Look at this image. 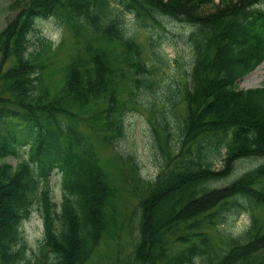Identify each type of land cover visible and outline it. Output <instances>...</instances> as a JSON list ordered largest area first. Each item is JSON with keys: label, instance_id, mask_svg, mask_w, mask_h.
<instances>
[{"label": "trees", "instance_id": "obj_1", "mask_svg": "<svg viewBox=\"0 0 264 264\" xmlns=\"http://www.w3.org/2000/svg\"><path fill=\"white\" fill-rule=\"evenodd\" d=\"M209 4L215 9L203 12ZM8 9L0 28V264L18 263L21 226L37 205L42 248L52 254L43 264H84L107 233L115 188L80 123L101 103L105 129L122 134L114 114L124 71L118 74L110 52L85 34L118 43L127 67L148 72L123 27L126 13L142 25H159L162 16L189 26L193 55L179 91L184 114L175 147L163 151L164 165L137 204L134 263L264 264V219L251 214L235 236L218 228L227 215L264 208V163L211 185L238 159L264 155V85H237L264 61V0H10ZM51 17L66 24L76 47L53 97L42 87L45 66L29 50L34 24ZM21 145H28L27 157L15 165L3 160ZM53 171L61 176L59 202L51 194ZM219 235L224 246L215 249Z\"/></svg>", "mask_w": 264, "mask_h": 264}, {"label": "rangeland", "instance_id": "obj_2", "mask_svg": "<svg viewBox=\"0 0 264 264\" xmlns=\"http://www.w3.org/2000/svg\"><path fill=\"white\" fill-rule=\"evenodd\" d=\"M9 3L10 0H0V28L11 15ZM214 9L213 4L202 8L203 12ZM158 20L159 25L152 20H146V25H142L132 14L123 15L126 34L138 44L148 72L127 67L122 61L123 50L118 43L105 42L95 34H85L94 45L110 52L111 59L116 61L117 73L120 74L123 68L124 75L118 78L119 111L114 114V120L122 125V134L118 135L116 129H105V115L99 113L101 103L88 108L84 114L85 120L80 123L84 132L94 140L101 163L115 188V194L106 208L108 231L84 264H124L128 260L136 264L132 252L138 233L137 204L147 184L155 180L164 165L163 151H172L175 147L177 125L184 114L179 91L189 80L193 55L186 39L189 26L162 16ZM29 39L31 57L45 66L41 77L42 87L53 97L60 92L64 82L66 65L70 54L76 49L75 38L71 37L61 19L51 17L37 20ZM153 41H158L156 46H151ZM237 85L239 88L264 85V62L238 79ZM27 151L28 145H21L17 148V155H10L3 160L15 165L27 155ZM262 163L264 155L238 159L228 177L211 185L228 183ZM50 185L53 199L59 202L61 176L53 173ZM251 214L262 221L264 208H249L236 217L227 215L218 228L222 234L238 235L249 225ZM21 230L23 248L17 264L50 263L52 254L42 248L43 219L38 205L23 222ZM224 242L225 238L219 235L213 239V247L218 249L224 246Z\"/></svg>", "mask_w": 264, "mask_h": 264}]
</instances>
